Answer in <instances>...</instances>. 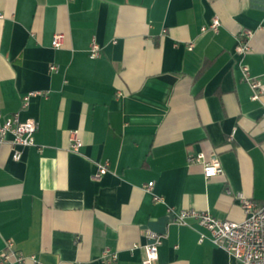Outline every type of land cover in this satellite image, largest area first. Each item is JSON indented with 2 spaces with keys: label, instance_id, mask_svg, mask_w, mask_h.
Segmentation results:
<instances>
[{
  "label": "crops",
  "instance_id": "1",
  "mask_svg": "<svg viewBox=\"0 0 264 264\" xmlns=\"http://www.w3.org/2000/svg\"><path fill=\"white\" fill-rule=\"evenodd\" d=\"M214 18L219 31H202ZM242 65L264 84V0H0V126L38 123L19 162L0 147V253L12 240L41 264H108L107 251L142 264L154 231L156 264H244L201 243L196 221L175 223L188 209L242 222L239 193L264 202V96L252 99ZM200 154L223 173L206 180L188 161Z\"/></svg>",
  "mask_w": 264,
  "mask_h": 264
},
{
  "label": "built area",
  "instance_id": "2",
  "mask_svg": "<svg viewBox=\"0 0 264 264\" xmlns=\"http://www.w3.org/2000/svg\"><path fill=\"white\" fill-rule=\"evenodd\" d=\"M220 21L214 18L208 26H204L202 31L207 29L215 33L219 31ZM253 31L245 29L237 42L236 52L244 56L250 51V39L253 37ZM65 35L56 33L54 35L52 46L59 49L63 46ZM194 45L190 44L188 50L192 51ZM101 55L100 47L94 41L90 48V57L97 59ZM51 71L57 72L58 67L52 66ZM242 80L246 82L252 92L253 100H258L264 96V84L258 78L251 75L250 69L242 65ZM39 93L31 92L23 97V108H28L32 97ZM2 111L0 110V118ZM38 123L33 118L22 120L19 114H15L4 119L0 126V147L4 144L10 146L12 159L19 162L22 159V149L34 146V135L37 131ZM10 138V139H8ZM83 147L82 140L78 131L71 133L70 150L79 152ZM204 154L190 157L189 162L200 161L203 163L204 176L206 180L219 176L223 173V167L218 157H212L210 160L205 159ZM108 172L107 164L99 165V175H105ZM155 183L150 182L145 185L144 190L152 193ZM237 199L244 211L245 219L242 222L223 221L214 217L209 212H200L194 209L181 210L176 212L175 223L181 226H189L190 221H196L204 229L200 233V242L210 240L217 247L224 249L235 259L244 264H264V202L246 197L243 193L237 195ZM155 201L160 198L154 196ZM147 244L144 246L145 257L142 264H156L159 259V249L163 245L165 236L154 231H147ZM105 259L108 264H112L117 255L107 251ZM32 260L35 264H41L36 256L26 257L23 253L15 248L12 240L5 243L3 251L0 253V264H23L26 260Z\"/></svg>",
  "mask_w": 264,
  "mask_h": 264
}]
</instances>
